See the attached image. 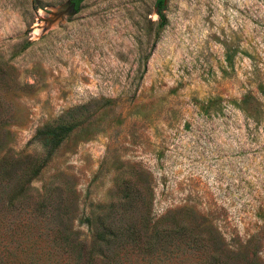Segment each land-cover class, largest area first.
Masks as SVG:
<instances>
[{"label":"rangeland","instance_id":"1","mask_svg":"<svg viewBox=\"0 0 264 264\" xmlns=\"http://www.w3.org/2000/svg\"><path fill=\"white\" fill-rule=\"evenodd\" d=\"M0 108L37 158L35 130L73 124L31 186L63 188L83 230L154 188L156 216L211 214L264 261V0H0Z\"/></svg>","mask_w":264,"mask_h":264},{"label":"trees","instance_id":"2","mask_svg":"<svg viewBox=\"0 0 264 264\" xmlns=\"http://www.w3.org/2000/svg\"><path fill=\"white\" fill-rule=\"evenodd\" d=\"M73 129L63 121L35 130L28 143L44 147L40 158L12 152L0 108V264H264L256 241L227 239L211 214L181 206L156 216L154 188H122V198L91 205L83 230L63 188L31 186Z\"/></svg>","mask_w":264,"mask_h":264},{"label":"water","instance_id":"3","mask_svg":"<svg viewBox=\"0 0 264 264\" xmlns=\"http://www.w3.org/2000/svg\"><path fill=\"white\" fill-rule=\"evenodd\" d=\"M73 5H74V4H73ZM54 12H55V13H57V14H60V13H62L60 9H55V11H54Z\"/></svg>","mask_w":264,"mask_h":264}]
</instances>
